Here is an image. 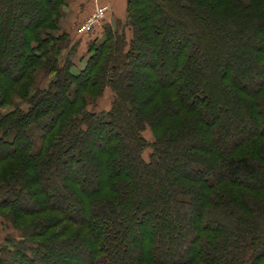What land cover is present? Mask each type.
Wrapping results in <instances>:
<instances>
[{
  "label": "trees",
  "instance_id": "16d2710c",
  "mask_svg": "<svg viewBox=\"0 0 264 264\" xmlns=\"http://www.w3.org/2000/svg\"><path fill=\"white\" fill-rule=\"evenodd\" d=\"M65 4L0 0V264H264V0H125L80 68Z\"/></svg>",
  "mask_w": 264,
  "mask_h": 264
},
{
  "label": "rangeland",
  "instance_id": "374dc122",
  "mask_svg": "<svg viewBox=\"0 0 264 264\" xmlns=\"http://www.w3.org/2000/svg\"><path fill=\"white\" fill-rule=\"evenodd\" d=\"M97 11L102 12V17L99 18V20L94 23L91 27L86 29V22ZM117 20L122 23L126 22L125 0H66L65 6L62 8L61 19L59 20V32H67L72 42L79 41V45L77 47V54L72 57L74 64L77 65L78 68L82 67V63H79V58L84 56L86 57L87 43L95 38L99 39L102 36V27L105 24L114 25ZM124 29L126 36L129 39L131 36L130 30L128 29V27H125ZM177 41L181 42V40H179V37L177 38ZM189 43L191 44V42ZM259 74L261 75L260 72ZM259 74H257V72H254V74H252L253 83L251 85H248L247 90H252L253 86H257V83L261 78ZM42 78V75L38 76L37 84L43 85L46 82V80H43ZM0 90H3V87L1 88L0 86ZM13 91L14 92L11 98V103L3 107L1 110L2 112H7L13 109L14 106L23 104L21 101L22 89L14 88ZM111 102V90L110 88H106L102 96L94 102L90 103L87 108L88 110L96 112L108 110L111 106ZM213 113L215 115H220V109L218 107H215ZM237 124L239 126H237L238 128L243 130L246 129L245 124ZM143 136L148 141H152L151 134L148 130L143 132ZM149 152V148L144 150L143 158L145 160H147ZM185 212L188 213V210H185ZM187 219L189 223L194 222L193 215ZM147 224L145 228L150 226V228H147L150 231L157 228V226H154L153 224H149L148 226ZM140 232L141 231L139 230L133 229L131 231H128V233H125V238H127V240L130 239L134 243L133 240H139ZM19 236L20 233L15 231L10 223L0 218V247L4 244L6 240L18 239ZM132 242L131 245L129 243V246L131 247H129L130 252L136 251V248L134 247L135 244H132ZM185 245V248H189L190 246V244Z\"/></svg>",
  "mask_w": 264,
  "mask_h": 264
},
{
  "label": "built area",
  "instance_id": "2783aa9c",
  "mask_svg": "<svg viewBox=\"0 0 264 264\" xmlns=\"http://www.w3.org/2000/svg\"><path fill=\"white\" fill-rule=\"evenodd\" d=\"M102 17V12L101 11H97V12H95V14L94 15H92L89 19H88V21L86 22V24H85V28L87 29V28H89V27H91L94 23H96L98 20H99V18H101Z\"/></svg>",
  "mask_w": 264,
  "mask_h": 264
}]
</instances>
